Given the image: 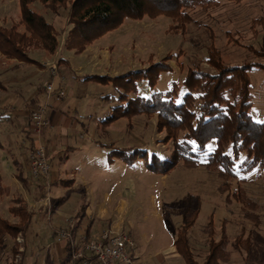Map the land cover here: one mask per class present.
Returning <instances> with one entry per match:
<instances>
[{
  "label": "rangeland",
  "instance_id": "obj_1",
  "mask_svg": "<svg viewBox=\"0 0 264 264\" xmlns=\"http://www.w3.org/2000/svg\"><path fill=\"white\" fill-rule=\"evenodd\" d=\"M218 1L221 2V5L216 8L207 11L197 9L195 12H192L191 15H193L194 20L198 23L191 24V26L187 27L185 32H176L172 29L176 23L166 16H159L153 19L152 17H146L142 21L125 20L120 28L113 30V32H110L92 44V46L95 45V47L93 46L94 49H90V52H88L89 56L86 57L85 61L79 58L81 54L76 55L73 52H65V50H63L65 35L63 38L61 36L62 49L53 55V57L56 56L52 60L53 62L50 60L52 56L43 49L32 48L29 51V57L30 54H32L31 52L36 51H43L46 55L50 56L48 59L50 60L49 65L55 64L57 66L55 76L51 73L52 70L48 64L46 65L47 68L45 65H43L42 68L26 61H22L23 64H25L23 69H21L22 73L16 74L21 76V78L25 77L24 79H43L44 81L46 79L53 80V78L74 79L72 78V74L77 77L93 74L102 76L116 74L119 76L129 71H139L140 69L149 68L151 65L159 62L167 63L173 68V71L162 73L159 80H157L158 82L155 89L152 90L148 83L143 80L136 83L139 88V96L149 97L151 96L150 94L153 93H165L169 91L172 88L173 82L179 83L180 85L183 82L182 79H184L187 74L188 67L194 65V63L200 64V66L204 69L206 68V70H210L213 73L215 72V70L211 69L206 63V46L210 43L209 34L206 30L207 28L213 30L216 37L214 39V45L222 53L223 62L225 64L240 65L257 62L258 58L248 51V47L253 46L256 50H259L262 43H264V23L255 24L254 22L261 18L264 19V0H245L240 4L227 0ZM43 7L44 6L40 2H36L34 6H32L34 10L42 15L44 12H40L39 10L44 9L46 13H48V15H46L47 21L54 23L61 32V30L66 27V13L63 12L61 16L58 17ZM20 21L21 9L19 0H0V27L10 28L14 25L19 26ZM20 31H22V27ZM228 32L235 35V39L239 41L238 45L234 42H230L227 36ZM62 52L64 54H62ZM2 55L4 58L1 57ZM62 56L68 57L67 59L72 63L74 68L81 67V70L78 72H81V74L79 75L72 72L73 70L71 67H62L60 70L58 68V60L59 57ZM36 60H38L40 64H45L47 61L43 54L36 57ZM17 61H21V59L8 58L0 51V119H3V113L5 114L9 109L16 108V110H21L24 107L27 111L28 108L36 111L39 109V106L43 107L45 103V99H42L43 95L39 93L38 99H40V101L36 103L33 102L32 98H34L38 92L37 88L34 91L28 92L29 94L26 92L23 94V97H21L18 94H21L22 84H12L15 85V89L10 90L9 87H7L9 84L4 83L3 79H9L6 77V75L9 74L3 71L9 69V71L12 72L15 65L16 68L18 67ZM249 75L251 81L249 90L253 95V105L250 116H252L254 121L263 123L264 70L255 69L251 71ZM77 82V84L74 83L72 86L70 85L72 83L68 80L66 84L67 93L71 96L74 93H72L73 89H75V93H84L85 90H87V102L93 103L91 108L93 113L98 110L101 119L108 117L110 115V110L108 108L114 103L108 104L106 101L96 97V92L108 93L112 91V87H105L95 82L86 83L80 80ZM28 88L29 87H27V89ZM16 89H20L18 93L15 92ZM71 101L72 99L64 103L61 102L58 106L66 105ZM85 101L86 100L83 102ZM71 103L73 104L69 111L73 112L78 103ZM90 116L95 115L93 114ZM156 119L157 117L155 115L147 117L137 116L130 119V121L128 119H121L110 126L111 128H108L113 129L112 131L116 133L113 136L117 137V140H122L123 143H128L129 145L132 143L137 144L139 147H145L148 158L155 152L167 158L171 154L172 146L161 142L164 133H157ZM15 125V123L13 125L10 123L8 124V122L4 123V120L0 121V146L4 145L5 149L11 150L10 148H6L5 142L13 144V151L10 152L16 155V160L20 164H25L27 156L26 151L29 145L27 144V147L26 145H22L26 135L23 137L21 129L16 130L20 127ZM107 131L108 130L103 129V133L101 132L102 140L104 141L111 139ZM103 134H106V136ZM214 143L215 142L209 143V152L214 150ZM12 159L13 158L7 153H5L4 156L3 154L0 155V218L3 220L6 219L5 221L13 219V213L10 212L9 208L18 207L19 205L15 203L18 199L27 200L29 207L36 213V217H34L35 223L33 224V229L36 231V234L35 239L27 236L26 244L28 247V255L26 256L32 259L30 264H52L47 255V251L54 245V239L52 237L53 234H46L47 229L48 231L50 230L51 233H53V229H49L50 226L56 230L58 228L59 231L66 229V218L76 216L74 213L76 204L80 202L81 206L87 205L90 203L92 197L90 194L85 195V193L81 192L78 188L68 189L66 184L60 183L54 185L51 190H47V183L44 184L43 181H40V184H42L41 187L46 185L45 188H43V191L40 190V188L39 192H37L36 181L31 177V167L29 176L27 177L26 175V173L28 174L27 171L23 176V178L27 179L28 185L23 186L21 183L19 184V178L18 182L15 180L17 179L16 176H19V167ZM242 159H244V156ZM145 162L146 160L141 159V161H139L138 159L135 165L137 174L135 175L134 171L131 174L125 172L128 174L122 176V181L119 180L120 174L115 173V176H112L116 179V187H121V190L126 195V200H128L129 203L132 202L131 208L129 206V208L121 212L122 214L124 213L123 226H125V229H122L126 231L137 244L139 243L146 246L153 242V245H159V248H161L174 243L177 238V231L181 227L180 222H182V212L187 196L195 195L200 197L202 202L200 214L189 235L191 249L193 250L196 261L203 264L206 259L209 249L207 248L209 237L205 235L204 229L213 219L212 222L216 229V240L220 239L219 234H221L222 221H227L226 234L230 240L228 250L231 253V259L228 263L226 262V264H264L263 168L257 167L252 173L247 175L239 174V179H246L243 184L247 193L246 195H248L252 202L257 204V208L253 210L252 208L243 206L233 198H231L230 202H227V195H222L219 191L222 179L216 173H211L206 170L205 167H199L196 170L187 169L180 165L168 175L161 176L146 169ZM58 167L59 165L57 163L53 171L58 172ZM69 179L70 176L65 177L66 181ZM98 183L97 190L100 191L101 194H103L106 189L113 190V182L105 184L103 181H100ZM119 188H117V190H119ZM236 188L237 184L234 182L231 191L228 193L229 196L232 197ZM36 194L38 196H36ZM62 194H66V203L64 199H61ZM55 197L58 199V203L61 202L62 204H58L57 207L54 205V213L50 216L45 212V209L50 203L49 199ZM86 197H88V200H86ZM50 205H52V203H50ZM35 206L38 208L36 209ZM42 213L44 217L41 216ZM246 213H251L254 218L246 217ZM85 226L86 224L84 223L76 241L84 235ZM18 239L22 240L23 237L18 236L17 240ZM13 242L14 238L11 236V239L8 241L10 248L14 245ZM11 255L12 253L10 250L0 254V264H15ZM21 260L22 259H19L16 262L20 263ZM143 260L144 261L140 264H156L154 260L149 261L145 260V258H143ZM60 263L61 261L56 258L54 264Z\"/></svg>",
  "mask_w": 264,
  "mask_h": 264
},
{
  "label": "trees",
  "instance_id": "obj_2",
  "mask_svg": "<svg viewBox=\"0 0 264 264\" xmlns=\"http://www.w3.org/2000/svg\"><path fill=\"white\" fill-rule=\"evenodd\" d=\"M227 1L240 4L245 0ZM36 2H40L43 8L55 16L60 17L65 12L66 27L60 32L54 23L47 21L44 15L32 8ZM19 3V26L0 27V51L8 58H18L31 64L36 61L29 57L30 49H43L53 56L62 49L61 36L63 38L64 35L63 50L79 55L96 41L120 28L125 20L142 21L146 17L153 19L166 16L176 23L172 29L185 32L191 24L198 23L191 15L192 12L197 9L207 11L221 5L218 0H19ZM254 22L263 24L264 19ZM206 30L210 38V43L206 46V63L215 72L194 63L188 67L183 82L180 85L173 82L172 88L165 93L157 92L149 97H140L136 85L143 80L152 90L155 89L160 75L173 71L164 62L116 77L98 74L75 77L81 82H95L112 87V91L101 96V100L106 103H114L108 108L110 115L100 122L104 129L121 119L130 121L137 116L155 115L157 133H164L161 142L172 146L167 158L157 152L148 158L146 148L137 144L129 148L130 145L122 140L118 143H106L105 146L102 143L101 146L108 150L109 161L120 159L133 166L138 159H143L146 160V169L161 176L168 175L180 165L196 170L205 167L222 179L219 191L222 195H227V202L233 198L243 206L255 210L257 204L246 195L243 187L246 179H239V174H250L257 167L264 169V122H256L250 116L253 95L249 90V73L255 69L264 70V43L259 50L253 46L248 47V51L258 58L257 62L227 65L223 62L222 53L214 45L216 37L213 30ZM227 36L230 42L238 45L239 41L234 34L228 32ZM62 67L70 68L66 59L59 58L58 68L61 70ZM29 141L30 148L33 142L31 139ZM212 142H215V148L209 152L208 146ZM67 156L64 157L65 160ZM18 169L19 176L16 177L23 186H27L22 167ZM234 182L237 188L231 197L228 193ZM15 203L19 206L10 207V212L21 217L22 221L17 225L0 218V254L6 249V236L10 235L15 239L13 255H18L16 239L18 235L27 234L35 214L27 212L21 204L22 200L18 199ZM201 206L200 197L187 196L175 241V249L186 264H201L194 258L189 236ZM246 217L254 218L251 213H246ZM212 220L204 229L205 235L209 237V249L203 264H226L231 259L228 250L230 240L226 234L227 221H222L220 239L216 240ZM70 251L72 250L68 246V252ZM69 253L60 264H79L80 261L73 259ZM25 255L26 253L21 255L23 259L20 263L15 262L14 256L12 260L15 264H24Z\"/></svg>",
  "mask_w": 264,
  "mask_h": 264
},
{
  "label": "crops",
  "instance_id": "obj_3",
  "mask_svg": "<svg viewBox=\"0 0 264 264\" xmlns=\"http://www.w3.org/2000/svg\"><path fill=\"white\" fill-rule=\"evenodd\" d=\"M39 11L44 12L43 15L47 18L46 15H48V13H46L44 9H40ZM93 46L95 47V45ZM93 46L88 48L83 54L79 55V58L85 61L86 57L89 56L88 52H90V49L91 50L94 49ZM31 53L32 54H30V58L36 61L33 63V65H36L38 67H42L43 65H45V67L47 68L46 65L47 64L49 65L50 60L52 61L56 57V56L55 57L52 56V58L48 60L50 56L46 55L43 51H36V52H31ZM41 54H43L47 60L45 64H40L39 61L36 60V57H38ZM62 54L64 53L62 52ZM1 57L4 58L3 55ZM59 58L65 59L66 57L62 56ZM67 58L66 60L68 61L69 66L73 70L72 72L80 75L81 72L80 73L78 72L79 70H81V67L74 68L72 66V63ZM10 62H15V61H10ZM17 64H18V67L16 68V65H15L13 67L12 72H10L9 69L3 71V72H8L7 74H9V75H6V77H8L9 79H3L4 83L10 85V86L9 85L7 86L9 87L10 90L15 89L14 88L15 85H12V84H16V83L22 84L21 85L22 89L20 88L21 94H18L21 97H23V94H25L26 92L27 94H29L28 92L34 91L37 88L38 92L36 93L35 97L32 98L33 102L36 103L40 101V99H38L39 98L38 93L40 95H43L42 99H45L44 101L45 103L43 106L45 108V111H44L45 116L47 120H49L50 122L49 124L50 126L44 131V134L40 136L41 138L40 142L42 145H44L47 148L46 151L48 152V157L50 161L49 164H51L52 169H51V174L48 179L35 180L37 184V189H36L38 190L37 192H39L40 188H41L40 190L42 191H43V188H45L46 185H43L42 186L43 188H42L41 187L42 184H40V181H43L44 184L47 183V186H48L47 190L49 189L51 190L54 185H57L60 183V184H66L67 185L66 187L68 189L78 188L80 189L81 192L85 193V195H89V194L91 195L92 198L89 204L87 205L85 204L81 206L80 202L77 203L76 206L74 207V213L76 214V216H71L69 218H66L65 220L66 229L64 230H67L71 234L72 236L71 242L76 243L77 247L80 246L81 239L83 238L94 237L98 235L99 233H102L103 231L108 230L110 228L125 229V226H123L124 224L123 214L124 213L122 214L121 212L129 208V206L131 208L132 202L129 203V201L126 200L125 193L121 190V187L120 188L116 187V183H115L116 179L112 176H115V173H118L120 174L119 180L122 181L123 175H126L128 173L131 174L133 171L136 175L137 169L135 165L137 164L138 161H136V163L133 166H129L125 164L124 161L120 159L109 161L108 150L106 148H103L101 144L103 143L105 146L106 143L107 144L112 143V142L118 143L121 140H117V137L113 136L116 133L112 131L113 129H109V128L105 130H108L107 134L110 135L111 139H109L108 141L102 140L101 132L104 128H103V125H101L99 122L103 118L102 119L100 118V114L98 113V110L95 113H93V110H91L93 103L87 102V99H88L86 97L87 90H85L84 93L82 92L75 93V89H73L72 93L73 92L74 93L71 95L72 97L67 93L66 84L68 80L70 83H72L70 84L72 86L74 83L77 84L78 83L77 81H79L78 78L75 77V75L72 74L73 76L72 78L74 79H64V78L54 79V83H55L54 86L56 87V89L58 91H64L66 95L64 96V99H58L56 94L51 95V97L48 96L47 91L44 86L46 83L51 82L52 79H46L44 81L43 79L33 80V79H24L25 77L21 78V76H19L18 74L22 73L21 69H23L25 64H23L22 61H17ZM109 76L115 77L117 75L115 74V75H109ZM103 86L107 87L106 85H103ZM27 87L29 88L27 89ZM20 89H16L15 92L18 93V90ZM97 93L98 91L96 92V97L101 99V96L103 93L102 92L98 94ZM131 96L134 97L135 95H131ZM69 99H72L71 102H74V104L78 103L76 104L77 107L75 108V110H73V112L69 111L73 104L71 102H69L66 105L58 106L59 103L61 102L64 103L68 101ZM84 100L86 101L83 102ZM41 107L42 106H39V109ZM34 111L35 110H30V108H28V111H27V109H24V107L21 110L20 109L16 110V108H12L6 111L5 114L3 113L2 115L3 119H0V121L4 120V123L8 122V124L10 123L12 125L15 123L18 127H20V128H17L16 130L21 129L23 137H25L24 135H27V137L24 138L22 142V145L23 146L26 145V147H27V144L30 145L29 144L30 139L33 142V146H34L35 140L37 137L34 134L33 126L31 125L32 124V114ZM93 114L95 116H90ZM103 135L106 136V134H103ZM107 137L110 138L109 136ZM5 144H6V148H10L11 150H7L4 148L5 147L4 145H1L0 150L1 149L2 150L0 151V155L3 154L4 156L5 153H7L9 154L11 158H13L12 160L15 161V163H19L16 160L17 158L16 155L13 152H10V151H13V148H14L13 144L11 143L8 144V142H5ZM132 145H135V144L131 143L129 148H131ZM32 147L30 146V148H27V150L28 149L31 150ZM26 152H27V156H26L25 164L19 163L16 165H18L19 167H22V171L24 172V175H25V172L27 171L28 174L26 173V175L28 177L29 172H30V166H29L30 161L28 159L30 152L28 151ZM65 156H67V160L64 159ZM139 161H141V159H139ZM57 163L59 165L58 172L53 171L55 166H57ZM122 164H124L125 166ZM145 167H146V162H145ZM125 172H128V173H125ZM68 176H70V179L66 181L65 177H68ZM15 180L16 182H18V178ZM100 181L101 182L103 181V183L105 184L109 182H113V186H112L113 190L106 189L104 190L103 194H101V192L97 190L98 189L97 186L99 185L98 182ZM117 188H119V190H117ZM36 196L38 195L36 194ZM61 199H64V202L66 203L67 201L66 194H62ZM86 200H88V197H86ZM50 201H51L50 203H52L51 211H49V208L46 207L45 212L51 216L54 213L53 211L54 205L57 207L58 204L61 205L62 203L61 202L58 203V199L56 197L50 198ZM27 203H28L27 200L22 199L21 204L25 206L27 212H31L32 209L31 207H29ZM35 208L37 209L38 207L35 206ZM32 212L35 213V211H32ZM35 215L36 213L33 215L32 224L30 225V229H28L27 234L25 236L18 235L19 237L21 236L23 237L22 241L18 242V246H19L18 255L17 254L13 255L12 248L14 247V245L11 248L9 247L8 241L9 239H11L10 235L6 236V242H5L6 249L1 254H3L5 251L10 250V252L14 256L15 262L18 261L19 259H23V257L21 256L22 254L26 253V255H28V247L26 244L27 236L35 239L36 231L33 229L34 228L33 224L35 223L34 217H36ZM41 216H43V213L41 214ZM12 217L14 218L8 221L10 224L18 225L21 223L22 221L21 217L14 216V215ZM84 223L86 224L84 235L80 237V239L78 240L79 242H78L76 241V239H77V236L79 235V231L82 230V226L84 225ZM51 227L52 226H50L49 229L51 230L53 229L52 230L53 233H51L50 230L48 231V229L46 228L47 229L46 234L48 233L53 234L52 237L54 239L53 241L54 245H52L53 247L51 246L48 249L47 255L49 256L50 262L54 264L56 258H58L62 262L66 258V256H68V253H69L68 246H70V249L72 251L73 249H72L70 241L62 240L59 238L58 228L56 230ZM17 241L18 240L16 239V243ZM14 242H15V239H14ZM77 242L79 244H77ZM152 243L148 244V241H147L148 245L145 246L143 244H139V243L137 244V242H135L137 251L139 253V260L137 264L142 263L144 261L143 258L149 261L154 260L156 264H186L183 258L181 257V255L178 253L177 249H175L176 248L175 242L165 247H161V248H159V245H153ZM72 251H70L69 254H71ZM13 256H12V259H13ZM23 261H24V264L26 263L30 264L32 259L26 256Z\"/></svg>",
  "mask_w": 264,
  "mask_h": 264
},
{
  "label": "built area",
  "instance_id": "obj_4",
  "mask_svg": "<svg viewBox=\"0 0 264 264\" xmlns=\"http://www.w3.org/2000/svg\"><path fill=\"white\" fill-rule=\"evenodd\" d=\"M48 66L52 70L51 73L55 76L57 66L55 64ZM54 79L44 85L47 94L50 97L56 94L58 99H64V96H66L65 92L56 89ZM44 111L45 108L41 107L32 114L31 125L37 137L33 148L29 151V165L31 167V177L34 180L48 179L52 169L51 164H49L47 148L40 142V136L50 126ZM49 202H51L50 199ZM48 208L51 211L50 203ZM58 236L62 240L71 242L72 236L67 230L59 231ZM20 241L22 240L18 239L17 243ZM71 246L73 249L71 252L72 257L75 260H79V264H137L139 260L135 241L122 228H110L89 239H81L78 247L74 242H71Z\"/></svg>",
  "mask_w": 264,
  "mask_h": 264
}]
</instances>
